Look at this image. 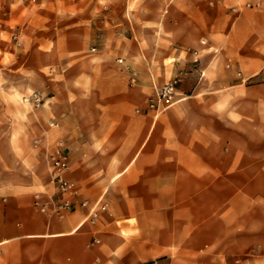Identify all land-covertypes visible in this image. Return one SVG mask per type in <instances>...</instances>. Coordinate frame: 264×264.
<instances>
[{"label": "crops", "instance_id": "crops-1", "mask_svg": "<svg viewBox=\"0 0 264 264\" xmlns=\"http://www.w3.org/2000/svg\"><path fill=\"white\" fill-rule=\"evenodd\" d=\"M31 4L0 0V264H264V0Z\"/></svg>", "mask_w": 264, "mask_h": 264}, {"label": "built area", "instance_id": "built-area-1", "mask_svg": "<svg viewBox=\"0 0 264 264\" xmlns=\"http://www.w3.org/2000/svg\"><path fill=\"white\" fill-rule=\"evenodd\" d=\"M32 2L35 0H22ZM14 39L17 40V36H14ZM122 62V60H120ZM134 81V80H132ZM179 79L171 80L162 86L156 94L151 97L148 101V108L150 110H155L160 113L163 109L168 108L176 102V93L178 91ZM23 102L29 104L32 108H40L44 101L39 93H33L29 97H24ZM52 127H56L57 124L51 123ZM41 145V140L36 139L34 141L35 148H39ZM49 160L51 163V182L55 186V189L58 194L64 195L69 193L72 190V184L65 178V173L69 170V154L67 152V147L64 141H58L54 146L52 152L49 155ZM87 203L84 202L83 206H86ZM75 206L66 201H57V209L59 211H72ZM106 204H101L100 206H95L90 210L88 220L95 224L99 216L100 209L106 210ZM46 207H43L45 211ZM98 241L95 240V243Z\"/></svg>", "mask_w": 264, "mask_h": 264}, {"label": "rangeland", "instance_id": "rangeland-1", "mask_svg": "<svg viewBox=\"0 0 264 264\" xmlns=\"http://www.w3.org/2000/svg\"><path fill=\"white\" fill-rule=\"evenodd\" d=\"M17 1L20 2V3L26 4V5H32L31 4L32 2L22 1V0H17ZM0 56H1V53H0Z\"/></svg>", "mask_w": 264, "mask_h": 264}]
</instances>
